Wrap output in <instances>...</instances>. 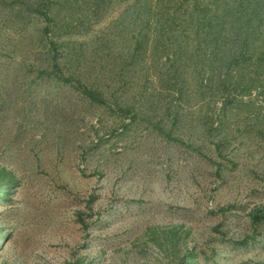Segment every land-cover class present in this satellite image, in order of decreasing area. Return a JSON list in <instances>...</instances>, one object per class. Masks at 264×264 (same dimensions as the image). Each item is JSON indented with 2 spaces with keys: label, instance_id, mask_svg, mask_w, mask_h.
I'll return each instance as SVG.
<instances>
[{
  "label": "rangeland",
  "instance_id": "374dc122",
  "mask_svg": "<svg viewBox=\"0 0 264 264\" xmlns=\"http://www.w3.org/2000/svg\"><path fill=\"white\" fill-rule=\"evenodd\" d=\"M40 1L0 0V264H264V97L213 101L126 0H50L92 104L52 71Z\"/></svg>",
  "mask_w": 264,
  "mask_h": 264
},
{
  "label": "trees",
  "instance_id": "16d2710c",
  "mask_svg": "<svg viewBox=\"0 0 264 264\" xmlns=\"http://www.w3.org/2000/svg\"><path fill=\"white\" fill-rule=\"evenodd\" d=\"M126 4L130 23H145L140 33L146 50H166L186 39L185 52L194 60L200 58L205 71L198 90L210 91L213 101L228 108L253 95L264 97V0H126ZM51 10L46 0L31 13L47 24L44 34L52 71H58V79L90 103L107 106L100 89L64 77L60 46L49 39L54 35Z\"/></svg>",
  "mask_w": 264,
  "mask_h": 264
}]
</instances>
